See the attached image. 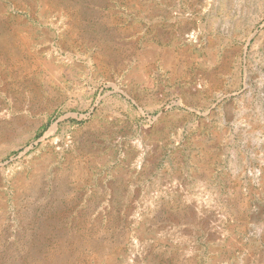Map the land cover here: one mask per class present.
Listing matches in <instances>:
<instances>
[{
	"label": "rangeland",
	"instance_id": "obj_1",
	"mask_svg": "<svg viewBox=\"0 0 264 264\" xmlns=\"http://www.w3.org/2000/svg\"><path fill=\"white\" fill-rule=\"evenodd\" d=\"M0 264H264V0H0Z\"/></svg>",
	"mask_w": 264,
	"mask_h": 264
}]
</instances>
